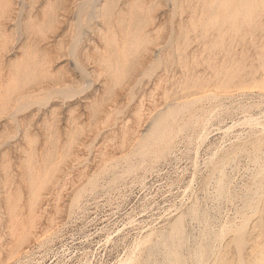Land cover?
Listing matches in <instances>:
<instances>
[{
    "label": "rangeland",
    "instance_id": "obj_1",
    "mask_svg": "<svg viewBox=\"0 0 264 264\" xmlns=\"http://www.w3.org/2000/svg\"><path fill=\"white\" fill-rule=\"evenodd\" d=\"M133 2L115 0L114 22ZM144 2L155 6L145 27L153 43L116 86L102 62L109 50L107 0L5 4L0 16L7 40L0 52V91H5L0 102L2 262L13 240L9 192L22 195L20 217L29 214L25 160L32 151L43 159L50 147L59 150L53 155L62 152L76 128L82 131L36 209V232L41 236L31 240V246L45 264H79L76 256L83 250L94 252L86 264H117L140 231L151 228L164 236L144 245L136 264H173L171 248L179 254L178 264H251L258 255L256 243L264 245V131L243 124L251 116L264 123V92L236 91L244 83L264 84V0ZM51 4L54 21L40 33L28 22L45 21ZM238 12L246 13L243 20ZM27 48L43 54L52 74L13 91L8 84L11 63ZM240 66L245 77L228 83L230 95L196 102L203 93H213V83L197 91L181 88L184 81L229 78ZM188 101L168 120L163 139L139 150L156 119ZM29 138L36 140L34 149ZM78 192L82 197L72 207ZM129 215L139 228L125 230ZM182 215L183 232L171 234L172 224ZM243 227L247 240L238 248L234 237ZM118 228L128 232L127 238L103 250L107 233ZM50 238L48 246L39 248ZM66 247L76 251L59 263ZM261 252L264 255V247Z\"/></svg>",
    "mask_w": 264,
    "mask_h": 264
},
{
    "label": "bare ground",
    "instance_id": "obj_2",
    "mask_svg": "<svg viewBox=\"0 0 264 264\" xmlns=\"http://www.w3.org/2000/svg\"><path fill=\"white\" fill-rule=\"evenodd\" d=\"M6 3H8V0H0V16H1V13L3 12V9H4ZM239 3H241V2L239 1ZM234 6L235 5L233 4L232 7H234ZM154 7H155L154 5H147L144 2V0H134V2L131 3L128 6V8L120 16H118L117 21L114 22V19L116 17L115 0H107V4L104 8V15L108 19V26L109 27H108V32L105 34H106V39H107V42L109 45V50L104 55L102 62H103V65L105 66V69H106L109 77L111 78V82L113 83L114 86L123 83L124 80H126L128 78L129 74L131 73L133 67L135 66V64L137 62V58H138L139 54L142 53L143 51L147 50L149 47V44L151 42L153 43L152 38H151V36L153 34L150 36L148 34V32H146L145 27L149 23L150 12L153 10ZM214 9H216V8H214ZM217 9H218V7H217ZM261 9L263 10V8H261ZM54 10H55L54 6L51 4L50 8L46 12L48 15L47 16L48 18L45 21H43L41 23L29 21L28 22L29 25H31V27H34L36 29V31H38L40 33H45L46 31H48L51 23L54 21V18H55V11ZM213 11H211V12H213ZM246 12H247V9H246ZM238 13H240V12H238ZM243 13H244V11H243ZM227 14H229V13H227ZM229 15H231V14H229ZM241 15H243V14H241ZM244 15L242 17V20L244 18ZM198 16H199V14H198ZM203 17H205V16H203ZM209 17H210V15H209ZM255 18H256V16L254 17V21L256 23ZM225 19H226V17H225ZM221 20H222V18H221ZM224 22L225 21H223L222 25L224 24ZM241 23H242V21H241ZM253 25H254V23H253ZM218 26H219V24H218ZM116 27H118L120 29V32H118L116 30ZM239 27H241V26H239ZM239 27L237 29L240 30ZM197 28H198V26H197ZM221 29H222V26H221ZM119 33L120 34L122 33V35H119ZM210 35L211 34H209V36ZM203 36H205V35H203ZM220 38H221V36H220ZM6 42H7V40H6L5 32L0 27V52L6 47ZM209 42H210V40H209ZM216 43L217 42L215 40L214 44H216ZM213 47H215V46H213ZM181 51H182V48H181ZM211 56H213V55H211ZM183 57H182V59H183ZM175 59H176V57H175ZM207 60H206V62H207ZM46 64H47V60L44 58V56H43V54H41V52L37 51L36 49L30 51V49L27 48L25 51V54L23 55L22 58L16 59L14 62L11 63L12 71H11V77L8 80L9 88H11V90H13V91H16L18 89H21V88L31 84L32 82H35L41 78L49 76L52 73L49 72V69L47 68ZM243 72L244 71L240 66V68H238L237 71L233 70V73L229 76V78H227V77L220 78L214 82H211V80H209L208 78H205V77H204L205 79L199 78L198 81H195L193 83L192 82L190 83L189 81H184L181 84V88L184 91H190V90H196L197 91V90H201V89L205 88L206 86H208L209 83H213L212 85L214 86V88L211 90V92H213V93L210 95H203L204 94L203 93L202 96L200 95L198 98L196 97L197 99L195 101L197 102L204 97L215 99V98H218L219 96L230 95L233 91L231 89L229 90L230 85L228 83H231L235 79H237V80L240 79L239 81L243 82V78H242V76H244ZM262 80H263V78H262ZM204 81H206V82L204 83ZM256 88H258L260 90V92H264V84L253 86V85H247L245 83H244V85H240L239 87H237L236 91L237 90H239V91L240 90H248L249 91V90H253V89L256 90ZM203 92H205V90ZM198 93L201 94V92H198ZM4 95H5V91H3V92L0 91V102H1L2 97ZM189 104H190V101H188V103L184 102L181 104H177V105H174L172 108L168 109L167 111L163 112L156 119V121L153 123V127L148 132V134L144 138H141V141L138 144L141 146L139 150H142V151L146 150V148H148V143H152L150 141L156 142L158 140H162L164 137V132L167 129L166 124H167L168 120L170 118L175 117L177 114H179L180 110L181 109L183 110V108H186V106H188ZM243 124H247L252 128L253 127L256 128L257 126H261L262 131H264V123L261 122L259 118H253V116H251L250 119H246V121L243 122ZM227 129H228V127H227ZM229 129H231V128H229ZM81 131H82L81 128H76L75 131L71 133L72 136H71L69 142L67 143V145L62 149L63 150L62 152L55 153L53 155V153L55 151H59V150L58 149L53 150L50 147L47 149V153L45 154L43 159L39 160L37 158V156L35 155V153L32 151V153L25 160V168H26L25 182L27 183V187L29 189V197H28V201H27V208H28L29 214L25 218L20 217V207H21L20 201H21L22 195L19 192H9L7 199H8V204H9L8 205L9 206L8 207L9 213H10L11 221H12L9 233H11L13 240H12L11 244L9 245V249L7 252V259L3 262L0 260V264H8V262H10V261H13V264H45L46 263V260H44L42 257H41V259L36 258L37 255L35 256L34 249L32 250V246H31V242H32L31 240H34V239L38 240L41 236V235H37V232H36V228H37L36 222H37L38 217H39L36 209H37L38 203L40 201V198L42 196V191L52 181V179L54 178V174L59 169V165L69 155V150L75 144L77 137L81 133ZM29 142H30L32 149H34V144L36 143V140L34 138H29ZM49 144L52 145V142L50 141ZM81 197H82L81 193L78 192L75 196L74 202L72 203V207L77 206L79 204ZM70 214L72 216L73 211ZM183 218H184V215L178 217L174 221V223L171 226V230H170L171 234L178 235V233L181 234V232H183L182 231ZM128 220H129L128 223H126V227L127 226L128 227L125 230L128 231L130 228H135V229L139 228L140 223L138 222V220L133 218V216L129 215ZM52 222H54V219ZM260 222H261V231H262V234H264V215L261 217ZM127 231H123V229L118 228L114 232L107 233L106 237L104 238V242L102 243V246H101L103 248V250L106 249L107 247L114 249L117 246H119L127 238V234H128ZM56 235H54V237ZM244 235L245 234H244V227H243L242 229L237 231V235L234 237V243L237 245V247L240 246L241 244L246 243L247 239L245 238ZM163 236H164V234L161 233V231L159 232L157 229H154V228L153 229L151 228L145 232L140 231V233L137 237V241L135 242L133 247L130 249L128 248L129 250L127 251L126 255L123 256V258L117 264H136L139 257L142 256L143 252L145 251L143 249V246L148 244V243H152L155 238H160V237L163 238ZM53 239H55V238H53ZM53 239L50 238V239H46L44 242L41 241L39 244V248H42L43 246H45V244H47V246H48V244H50V242L53 241ZM263 247H264V245H261V243H258V244L256 243L255 248H256V253L258 255L251 264H262L263 263L264 255H262V252H261ZM238 248H240V247H238ZM75 251H76V249L71 250L70 247H68V248L66 247L62 251L63 252L62 257H61L62 259H60L59 263H61V262L66 263L65 261L70 259L68 257L73 256ZM169 252H170V256L172 254L174 256V257L172 256L173 257L172 263L178 264L180 261V258H179V254H178L177 250L174 248H171ZM93 253L94 252H92V251H85V250L81 251L80 256H76L77 261H78L77 263L86 264V263L90 262L91 261V254H93ZM221 264H225V263L223 262Z\"/></svg>",
    "mask_w": 264,
    "mask_h": 264
}]
</instances>
